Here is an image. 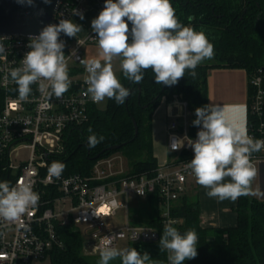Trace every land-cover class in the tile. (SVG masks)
<instances>
[{
    "label": "built area",
    "instance_id": "built-area-1",
    "mask_svg": "<svg viewBox=\"0 0 264 264\" xmlns=\"http://www.w3.org/2000/svg\"><path fill=\"white\" fill-rule=\"evenodd\" d=\"M105 0H59L52 24L61 19L78 23L81 19L74 12H82L84 17L91 11L103 9ZM60 40L68 65L71 85L60 98L51 99L32 85V93L27 102L18 99L16 85L10 82L9 71L19 67L24 55L30 51V38L0 35V170L10 177L15 185L17 180L33 184L39 194V202L30 207L18 220H0V264H38L49 259V252L61 248L56 233L57 226L69 222L83 236L82 253L97 256L94 246L99 245L104 236L114 237V246L120 240L131 244H152L158 241V232L148 226L130 225L116 227L111 222L122 208H128L129 197L147 200L156 197L159 205L161 225L172 221V226L181 220L172 216L175 205L186 196L188 182L195 177L187 169V163L194 158V152L185 145L179 150H171L175 139L195 140L189 136L190 112L186 102L175 99L178 114L169 116L166 126V148L169 157L158 165L153 176H129L121 156L97 160L88 176L78 174L56 178L49 174L48 164L65 151L66 132L86 123L91 108L98 103L86 94L85 79L88 75L84 63L83 49L97 44L92 28L82 37L69 38L63 33ZM262 77L254 75L249 84L253 89L249 112L260 118L264 105L261 89ZM161 101H166L163 97ZM249 136L264 140V125L257 130L247 125ZM26 152L21 157L20 153ZM252 163L259 176L264 165V149L252 154ZM16 162L17 164H14ZM124 197L126 205L119 201ZM69 207V208H67ZM82 227V228H81ZM135 237H137L135 239ZM168 255V253H167ZM168 264V262H167Z\"/></svg>",
    "mask_w": 264,
    "mask_h": 264
},
{
    "label": "clouds",
    "instance_id": "clouds-1",
    "mask_svg": "<svg viewBox=\"0 0 264 264\" xmlns=\"http://www.w3.org/2000/svg\"><path fill=\"white\" fill-rule=\"evenodd\" d=\"M44 2L49 3V0ZM74 14L84 19L82 12ZM91 28L96 33L103 63L101 59L82 63L88 73L86 94H90L95 103L108 98L122 105L131 94L113 71L114 58L120 59L124 77L135 84L143 80L142 70L151 68L156 84L173 86L185 76L186 70H191L190 75L195 77L197 66L214 57V45L206 34L182 24L170 0H105L103 9L91 21ZM81 30L80 24L61 19L58 24L47 25L38 35L30 37V51L19 67L9 71L10 82L17 86L15 91L20 101L29 100L32 85H37V90L49 99L60 98L68 91L71 81L63 51L65 42L59 37L63 33L73 38ZM195 116L193 125L200 129L196 139L174 138L170 149L179 150L187 141L194 152L187 169L196 183L207 189L209 198L235 201L248 195L257 174L252 154L264 149V140L249 136L246 125L227 118L218 106L197 107ZM88 131L92 133L91 128ZM103 140L104 136L92 133L87 146L94 148ZM64 168L62 162L53 161L48 172L58 178ZM226 178L229 179L226 181ZM39 199L31 182L17 180L12 185L10 181H0V220H18L30 207L36 206ZM172 223L164 225L159 248L168 253V264H183L198 255V236L193 229L182 234ZM94 248L99 253L97 264H110L117 258L121 264H161L148 252L141 254L133 247H115L113 236H104Z\"/></svg>",
    "mask_w": 264,
    "mask_h": 264
},
{
    "label": "trees",
    "instance_id": "trees-1",
    "mask_svg": "<svg viewBox=\"0 0 264 264\" xmlns=\"http://www.w3.org/2000/svg\"><path fill=\"white\" fill-rule=\"evenodd\" d=\"M179 21L203 31L214 45L213 63L199 64L196 76L185 71V76L176 85L165 86L155 83L151 68L142 70L144 78L135 84L119 74L121 84L130 90L125 103L118 105L108 99L105 111L93 107L88 120L79 127L66 132L65 151L56 160L65 164L62 175L78 174L88 176L97 160L120 153L130 164L129 176H153L157 162L152 154L150 121L155 109L164 97L166 102L180 99L186 102L190 112L189 136L194 137L197 126L195 109L207 104V71L212 67L239 68L245 70L248 79L247 104L250 106L253 89L249 84L254 75L262 77L264 92V0H170ZM129 28L131 24L129 23ZM0 92V101L2 100ZM262 116L257 118L247 113V125L257 130L264 125V105ZM133 121L137 126L134 135ZM104 140L89 149L88 129ZM118 147L113 150L111 148ZM123 157V156H122ZM50 161V164L53 162ZM10 181L7 173L0 170V181ZM157 198L152 196L147 200ZM237 215L236 226L227 229H208L200 226L197 198L183 197L172 211V216L181 220L174 225L180 233L193 229L197 233L198 255L185 260L183 264H264V201L241 196L233 209ZM134 226H148L158 232V241L163 232L159 219L146 216L134 219ZM61 248L49 252L50 264H97L99 256H84L83 236L71 222L56 227ZM158 241L152 244H133L138 252H148L151 258L167 264V252L160 251ZM110 264H121L120 258Z\"/></svg>",
    "mask_w": 264,
    "mask_h": 264
},
{
    "label": "crops",
    "instance_id": "crops-1",
    "mask_svg": "<svg viewBox=\"0 0 264 264\" xmlns=\"http://www.w3.org/2000/svg\"><path fill=\"white\" fill-rule=\"evenodd\" d=\"M98 13L89 12L78 24L82 30L76 36H84L91 28L92 19ZM247 73L239 68L212 67L207 71V104L218 106L225 111L230 120L242 123L247 127ZM177 106L171 102L161 101L151 116V146L152 154L157 166L165 162L169 154L166 148V126L169 116L177 115ZM260 182L264 178V165L260 167ZM229 178H226V181ZM188 192H193L199 205V220L202 228L227 229L236 226L237 215L233 211L237 200L219 201L218 198H209L206 195L207 189L196 183V180L188 182ZM186 197L189 198L188 193ZM250 197V196H249ZM257 200L264 201L261 193Z\"/></svg>",
    "mask_w": 264,
    "mask_h": 264
},
{
    "label": "rangeland",
    "instance_id": "rangeland-1",
    "mask_svg": "<svg viewBox=\"0 0 264 264\" xmlns=\"http://www.w3.org/2000/svg\"><path fill=\"white\" fill-rule=\"evenodd\" d=\"M83 57L85 60L101 59V62L103 63L101 50L99 48L98 43L85 47L83 49ZM213 62H215L214 58H212L210 60L205 59L200 64L202 65V64L213 63ZM120 64H121V61L119 58L113 59V61H112L113 71L115 72L118 79H119V74L122 71ZM107 103H108V98H105V100L103 102L98 103L97 110L100 112L105 111V109L107 107ZM20 155H21V157H23L26 155V152L22 151L20 153ZM118 156H121V157L123 156L122 160L124 163V168L126 170H130L129 160L124 155H121L120 153H116L110 157L115 158ZM13 163L17 164L16 162H13ZM187 193H188L189 198L191 200H195V196H194L193 192H187ZM260 193H261L262 198H264V178H262V180L260 182L259 178L257 177V178L253 179L252 184H251V191L248 195L251 198L257 199L260 197ZM119 201L122 202L124 205H126V200L123 196L119 197ZM67 208H69V207H67ZM158 211H159V205L157 204L155 198H151L149 200H139V199H136V198L130 196L129 201H128L127 210L124 208L119 210L116 214V217L113 218L111 220V222L116 227H122L126 223V217H127L130 225H133L134 219L135 220H141V219L145 218L146 216L156 217L158 215ZM134 246L135 245L129 243L127 240H120L117 242V245H116L117 248H131ZM97 256H99V255H97ZM38 264H50V259H46V260H44Z\"/></svg>",
    "mask_w": 264,
    "mask_h": 264
},
{
    "label": "water",
    "instance_id": "water-1",
    "mask_svg": "<svg viewBox=\"0 0 264 264\" xmlns=\"http://www.w3.org/2000/svg\"><path fill=\"white\" fill-rule=\"evenodd\" d=\"M58 1L0 0V35L26 38L38 35L45 26L52 24ZM133 125L136 136L138 129L134 121Z\"/></svg>",
    "mask_w": 264,
    "mask_h": 264
}]
</instances>
